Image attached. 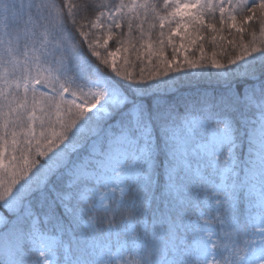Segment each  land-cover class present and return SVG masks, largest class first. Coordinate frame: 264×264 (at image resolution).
Wrapping results in <instances>:
<instances>
[{"label": "snow or ice", "instance_id": "6c2138e0", "mask_svg": "<svg viewBox=\"0 0 264 264\" xmlns=\"http://www.w3.org/2000/svg\"><path fill=\"white\" fill-rule=\"evenodd\" d=\"M0 264H264V0H0Z\"/></svg>", "mask_w": 264, "mask_h": 264}, {"label": "trees", "instance_id": "16d2710c", "mask_svg": "<svg viewBox=\"0 0 264 264\" xmlns=\"http://www.w3.org/2000/svg\"><path fill=\"white\" fill-rule=\"evenodd\" d=\"M176 43H177V44L179 43V39H178V38H177V40H176ZM110 46H111L112 49L115 48V44H114V43H111ZM215 50H216V51H219V49H215ZM212 51H213V48H212V46H211V42L209 41V42H207L206 45H205V53L208 54V55H211ZM197 54H198V53H197ZM120 55H123V53H121ZM166 55H167L169 58L171 57V50H170V49L167 50ZM189 55H191V53H189ZM162 206H163V205H161V207H162ZM155 207H156V205L154 204V205H153V208H155ZM147 219H148L149 225H151V220H152V215H151V213H149Z\"/></svg>", "mask_w": 264, "mask_h": 264}]
</instances>
